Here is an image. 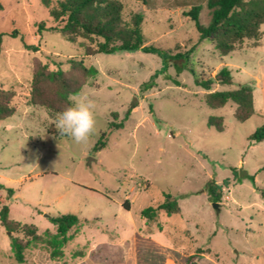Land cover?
I'll use <instances>...</instances> for the list:
<instances>
[{
	"label": "rangeland",
	"instance_id": "rangeland-1",
	"mask_svg": "<svg viewBox=\"0 0 264 264\" xmlns=\"http://www.w3.org/2000/svg\"><path fill=\"white\" fill-rule=\"evenodd\" d=\"M117 1L124 22L133 13L141 16L144 45L170 54L193 46L180 71L141 51L85 56L87 40L68 42L49 29L55 24L42 0H0V87L13 92L15 108L0 121V184L13 191L8 197L0 190V206L40 236L18 263L0 226V264H186L189 255H196L195 264H264V141L247 140L264 124V24L256 47L244 41L221 57L212 44L198 41L194 23L184 16L199 6V23L206 25L207 0ZM40 23L45 29L38 31ZM70 59L96 70L77 94L96 104L97 133L87 145L60 136L57 115L28 103L35 66L79 77ZM190 68L203 78L226 68L231 84L214 83L205 91L194 85ZM240 86L250 87L254 106L244 122L235 120L231 102L217 109L205 105L207 93ZM208 117H221L223 131L209 128ZM102 133L106 146L92 153ZM210 180L221 186L218 202L208 198ZM163 193L176 200L179 213L141 218L140 211L155 207ZM65 214L79 223L62 255L51 258L41 237L54 232L50 217Z\"/></svg>",
	"mask_w": 264,
	"mask_h": 264
},
{
	"label": "trees",
	"instance_id": "trees-1",
	"mask_svg": "<svg viewBox=\"0 0 264 264\" xmlns=\"http://www.w3.org/2000/svg\"><path fill=\"white\" fill-rule=\"evenodd\" d=\"M48 8L49 16L55 26L49 28L58 32L66 41L74 42L77 38L87 40L90 45L84 49L85 56L96 54L130 53L141 51L154 54L160 57L164 63H174L176 71H180L188 62L193 46L183 53L170 54L153 46L144 45L141 34L142 18L139 14L133 13L128 22L122 20V4L117 0H42ZM146 5V0H141ZM206 7L210 11V18L206 25L199 23V6L191 7L184 16L194 23L198 34V41H207L213 45L221 57L232 52L237 45L244 41H253L254 47L261 35L260 26L264 24V0H207ZM44 23L38 25V31L44 30ZM11 37L17 35L16 31L9 34ZM2 34L0 33V52ZM256 45V46H255ZM27 51H38L37 45L23 44ZM71 68L76 70L79 77L67 75L61 69L47 70L46 64H37L32 71L28 103L46 109L49 113L57 115L69 104L68 95H77L84 85V80L93 77L96 70L93 67H86L82 61L75 62L68 60ZM195 86L208 91L216 83L218 85L231 84L230 72L221 68L213 78H203L197 75L193 68H190ZM178 85L176 80H172ZM13 92L0 87V121L11 117L15 108L12 105ZM231 102L234 105L233 116L236 121L244 122L254 114L252 91L248 86H240L229 91H213L204 96V103L207 107L217 109ZM135 107L131 104L126 111V116ZM150 112V111H149ZM207 126L216 131H223L221 117H208ZM114 129L120 128L119 124H109ZM105 134L102 133L98 141L91 149L96 153L106 146ZM250 143L264 141V124L255 128L248 136ZM226 183V182H224ZM0 190L5 191L10 197L13 191L0 184ZM207 195L210 201L218 202L221 197V186L210 180L206 186ZM126 209V206L122 204ZM180 209L176 200L169 194L163 193V199L155 207L148 206L140 211V217L147 221H153L158 212L165 215L179 213ZM9 210L6 205L0 206V226L9 233V249L14 261L24 262L23 250L27 245L40 241L37 228L32 224H21L10 220ZM54 227V232L45 231L42 234V244L50 249L51 258H58L62 255L66 244L71 240L70 232L77 227L79 220L74 214L56 215L49 218ZM26 238L23 243L17 235ZM207 251V250H206ZM203 251H196V254ZM196 255H190L186 264H195Z\"/></svg>",
	"mask_w": 264,
	"mask_h": 264
},
{
	"label": "clouds",
	"instance_id": "clouds-1",
	"mask_svg": "<svg viewBox=\"0 0 264 264\" xmlns=\"http://www.w3.org/2000/svg\"><path fill=\"white\" fill-rule=\"evenodd\" d=\"M68 101V106L57 114L56 130L77 145H87L97 133L95 101L71 93Z\"/></svg>",
	"mask_w": 264,
	"mask_h": 264
},
{
	"label": "crops",
	"instance_id": "crops-1",
	"mask_svg": "<svg viewBox=\"0 0 264 264\" xmlns=\"http://www.w3.org/2000/svg\"><path fill=\"white\" fill-rule=\"evenodd\" d=\"M204 252H206V250L205 251H203V253ZM203 253H198V254H203ZM190 256V255H189ZM135 264H137V263H135ZM139 264H143V263H139ZM163 264H169V260H167V262L166 263H163Z\"/></svg>",
	"mask_w": 264,
	"mask_h": 264
},
{
	"label": "water",
	"instance_id": "water-1",
	"mask_svg": "<svg viewBox=\"0 0 264 264\" xmlns=\"http://www.w3.org/2000/svg\"><path fill=\"white\" fill-rule=\"evenodd\" d=\"M214 206H217L215 203H213Z\"/></svg>",
	"mask_w": 264,
	"mask_h": 264
}]
</instances>
